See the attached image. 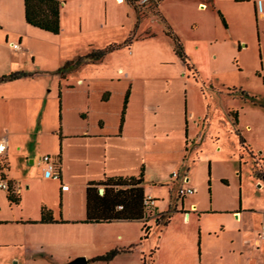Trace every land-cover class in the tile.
Masks as SVG:
<instances>
[{"label": "crops", "instance_id": "0c3cea01", "mask_svg": "<svg viewBox=\"0 0 264 264\" xmlns=\"http://www.w3.org/2000/svg\"><path fill=\"white\" fill-rule=\"evenodd\" d=\"M59 1L62 25L67 0ZM255 1L259 8L261 0ZM208 7L204 4L202 9ZM32 32L51 34L26 23L24 0H0V78L13 72L32 73V76L0 83V139L8 146L4 157L7 166L0 167V182L6 181L18 199L17 203L11 202L9 191L0 188V250L10 253L11 261L69 264L85 258L88 264H144V259L147 264H202L196 245L200 236L197 219L216 214L230 216L244 230L243 243L251 244L252 252L264 254V242L259 234L264 219H256L250 227L243 225L249 214L259 212L246 204L243 196L241 207L238 199L231 207H214L217 201L214 197L208 208L201 209L199 200H195L201 182L199 170L193 167H209L212 179L214 175L216 156L204 155L203 143L221 153L228 149L221 133L229 139L235 135L237 152H241L236 134L241 123L238 111H233L239 114L238 125H234L229 115L231 126H226V132L219 130L214 126L209 106L196 118L188 84H184L186 89L181 91L179 99L159 101L155 79L138 77L123 68L118 74L124 77L110 81L117 86V91L107 90L92 96L89 89L77 93L70 77L105 58L65 76L57 73L60 67L21 70L17 65L30 58L26 40ZM13 44H18L19 49H14ZM186 71L193 86L201 83ZM48 76L52 77L54 95L48 94L53 93L45 84ZM247 129L251 127L248 125ZM246 145L250 147L247 140ZM45 155L58 161L60 180L46 175V165L42 162ZM217 159L224 160V157ZM109 179H141L139 187L154 202L152 213L136 220L87 221L88 217L100 219L122 209L121 205L101 206L94 191L88 195L89 187L97 188L102 195ZM220 179L226 184L224 177H217ZM258 182L262 187L264 182ZM64 185L68 186L67 190L62 188ZM185 187L194 189L192 197H180L179 189ZM43 208L52 212L56 222H40ZM168 211H173L169 224L159 225L158 215ZM176 219L179 224L173 223ZM145 224L151 230L149 237L142 239ZM164 229L172 238L171 258L166 262L159 261V249L151 258L153 246L147 243L154 230ZM113 250L120 252L111 261H95Z\"/></svg>", "mask_w": 264, "mask_h": 264}, {"label": "rangeland", "instance_id": "374dc122", "mask_svg": "<svg viewBox=\"0 0 264 264\" xmlns=\"http://www.w3.org/2000/svg\"><path fill=\"white\" fill-rule=\"evenodd\" d=\"M244 1L67 0L60 34L29 33L25 40L30 58L17 66L21 70H56L94 50L129 41L130 49L124 47L112 52L101 63L85 66L70 77L77 93L89 89L92 96L107 90L117 91L110 81L123 78L118 74L123 68L138 77L155 79L159 101L179 99L184 84H188L196 118L209 106L214 126L219 130L226 132V126H231L230 112L238 111L239 129L251 148L245 144L238 153L235 135L229 139L223 133L221 140L228 148L226 151L218 153L204 142L203 154L216 156L215 176L212 179L209 167H193L199 170L201 182L195 200H199L201 209L208 208L214 197L217 198L214 207H231L237 199L241 207L243 196L246 204L259 211L249 214V219L244 221L243 225L250 227L256 219H264V183L260 187L261 183L254 177L255 168L264 171V107L246 102L242 91L264 102V0L259 2V8L255 0ZM204 4L209 6L207 10L202 9ZM217 10L223 13L227 27ZM167 26L179 36L191 68L187 69L176 56ZM186 69L197 81L201 80L199 85L193 86ZM45 81L47 90L53 92L48 94L54 95L52 77H46ZM64 90L65 87L63 93ZM248 125L251 129H247ZM218 156L224 160H218ZM0 163V167L7 166L4 159ZM220 176L226 184L217 180ZM167 216L165 213L158 218L164 223ZM197 220H200L197 228L200 236L196 245L202 264H264L262 251L252 252L251 244L243 243L244 230L230 216L204 215ZM173 223L180 221L176 219ZM259 234L262 237L261 231ZM171 240L165 229L154 230L147 243L153 250L159 249V261L166 262L171 258ZM9 254L0 250V264H24L11 261Z\"/></svg>", "mask_w": 264, "mask_h": 264}, {"label": "trees", "instance_id": "16d2710c", "mask_svg": "<svg viewBox=\"0 0 264 264\" xmlns=\"http://www.w3.org/2000/svg\"><path fill=\"white\" fill-rule=\"evenodd\" d=\"M159 3L163 0H151ZM215 1V0H214ZM25 5V20L26 23L34 28H37L41 31H45L51 33L53 35H59L61 32V2L59 0H24ZM215 8L214 4L212 5ZM217 13L222 20L223 24L227 27L226 19L221 12V10H217ZM167 36L171 38L174 42V52L176 56L185 64L187 69L191 68L190 59L187 56L185 49L181 43L179 36L172 31L171 26H167ZM131 42L125 41L122 44H111L108 47L100 50H94L89 54L78 57L75 60L66 62L62 67L57 70V73L65 76L68 72L78 69L79 67L85 64L96 63L102 61L106 56L112 52L118 51L121 48L129 47ZM32 76V73L28 72H13L9 75L2 76L0 78V83L2 82H11L24 77ZM243 99L249 100L254 105H259L264 107V102L259 101L256 97H250L247 93L242 91ZM61 95H59V98ZM129 98V92L126 95L124 102L123 115L125 113L126 105ZM230 116L233 118L234 125L237 126L239 123V114L238 112H230ZM123 119V118H122ZM236 134L239 137L240 145L244 148L246 144L245 138L242 136L240 130L236 129ZM248 146V145H247ZM249 147V146H248ZM254 177L264 182V171L254 169ZM141 179L135 180H121V179H109L105 183L104 193L102 195L99 194L97 188H88V195L91 196V192H95L97 197L100 199L101 206H109V204H113V206L121 205L122 209L117 212H111L108 216L100 219H92L88 217L87 221L89 222H109L112 220H136L143 219L147 214L146 207L144 201L146 199L144 191L139 185L141 184ZM117 188V190H115ZM8 199L17 203L18 199L11 193V189L9 190ZM89 210V208H88ZM172 211L166 212L168 214L166 221L164 223L158 218V224L162 226H167L172 218ZM165 214V213H164ZM42 223H52L56 222L52 215V212L46 208L42 209V218L40 220ZM151 227L144 225L143 231L144 235L142 239H147L150 234ZM119 250H113L107 253L104 256L97 257L95 261L100 262H109L116 257L119 253ZM153 250L150 253V257H153ZM144 264H147L144 259Z\"/></svg>", "mask_w": 264, "mask_h": 264}, {"label": "built area", "instance_id": "2783aa9c", "mask_svg": "<svg viewBox=\"0 0 264 264\" xmlns=\"http://www.w3.org/2000/svg\"><path fill=\"white\" fill-rule=\"evenodd\" d=\"M12 47L14 49H19V45L18 44H13ZM7 142L3 139H0V161H2L6 155L7 152ZM42 162H44V164L46 165V175L48 177H51L52 179L55 180H60L61 179V173L59 171V163L56 159H54L52 156L50 155H45L42 158ZM0 188L6 189V190H10L9 184L6 181H1L0 182ZM64 190L68 189V186H63L62 187ZM194 193V189L191 187H185V188H181L179 189V195L180 197H185L187 195L193 194ZM145 207H146V212L147 214H151L152 213V208L154 205V202L152 199L150 198H146L144 201ZM261 233H262V238L264 239V226L261 229Z\"/></svg>", "mask_w": 264, "mask_h": 264}, {"label": "water", "instance_id": "95a60500", "mask_svg": "<svg viewBox=\"0 0 264 264\" xmlns=\"http://www.w3.org/2000/svg\"><path fill=\"white\" fill-rule=\"evenodd\" d=\"M69 264H88V261L85 258H78Z\"/></svg>", "mask_w": 264, "mask_h": 264}]
</instances>
